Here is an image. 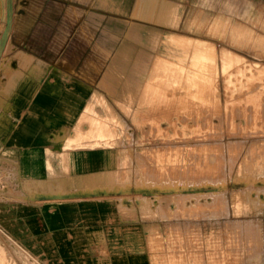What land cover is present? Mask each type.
I'll use <instances>...</instances> for the list:
<instances>
[{"label": "crops", "instance_id": "0c3cea01", "mask_svg": "<svg viewBox=\"0 0 264 264\" xmlns=\"http://www.w3.org/2000/svg\"><path fill=\"white\" fill-rule=\"evenodd\" d=\"M170 5L15 0L0 61V264H171L173 258L180 264L168 247L176 231L184 241L185 221L155 222L154 214L168 207L155 208L148 192L139 204L137 189H119L127 182L126 156L128 166L137 167L147 149L137 123L153 51L135 39L168 31L171 15L183 12ZM210 5V15H217L218 0ZM238 5L227 0V15ZM240 5L248 28L251 15L255 21L264 16V0ZM1 7L2 0L0 15ZM112 118L131 138L115 146L73 145L78 138L99 141L100 126ZM209 224L197 222L194 230H225L220 239L227 261L234 222Z\"/></svg>", "mask_w": 264, "mask_h": 264}, {"label": "rangeland", "instance_id": "374dc122", "mask_svg": "<svg viewBox=\"0 0 264 264\" xmlns=\"http://www.w3.org/2000/svg\"><path fill=\"white\" fill-rule=\"evenodd\" d=\"M210 1L171 0L170 9L183 12L171 15L169 30L135 39L153 51L137 123L140 146L147 149L137 167L128 166L126 156L127 182L119 189H137L139 204L148 192L155 208L168 207V213L154 214L155 222L185 221L184 241L171 231L175 240L168 247L181 256L180 264H264V16L255 21L251 15L248 28L241 0L233 20L227 0H218L217 15H210ZM12 4L2 0L0 61L8 12L10 35L18 7ZM119 120L100 126L105 133L99 141L78 138L73 145L115 146L131 138ZM231 220L225 261V230L205 227ZM197 222L207 226L195 231Z\"/></svg>", "mask_w": 264, "mask_h": 264}, {"label": "water", "instance_id": "95a60500", "mask_svg": "<svg viewBox=\"0 0 264 264\" xmlns=\"http://www.w3.org/2000/svg\"><path fill=\"white\" fill-rule=\"evenodd\" d=\"M11 4H12V0H11ZM12 7H13V4H12ZM11 11H12V9H10L9 12H8V21H7L8 27L6 28L5 33L3 35L4 39L6 38L5 39L6 42L3 41L5 46L7 44L8 38H9V30H10V26H11V22H12V13H11Z\"/></svg>", "mask_w": 264, "mask_h": 264}, {"label": "bare ground", "instance_id": "6f19581e", "mask_svg": "<svg viewBox=\"0 0 264 264\" xmlns=\"http://www.w3.org/2000/svg\"><path fill=\"white\" fill-rule=\"evenodd\" d=\"M6 30V29H5Z\"/></svg>", "mask_w": 264, "mask_h": 264}]
</instances>
